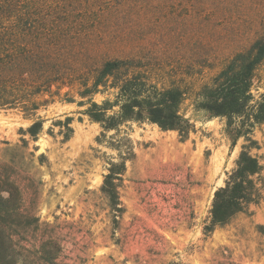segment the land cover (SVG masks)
I'll return each instance as SVG.
<instances>
[{"label":"rangeland","instance_id":"obj_1","mask_svg":"<svg viewBox=\"0 0 264 264\" xmlns=\"http://www.w3.org/2000/svg\"><path fill=\"white\" fill-rule=\"evenodd\" d=\"M15 2L18 11L34 17V33L17 38V54L2 60H59L78 69L66 70L67 85L50 90L42 83L47 70L37 75L39 93L29 106L34 117L0 107V161L17 162L24 170L29 180L23 181V205L60 241L57 263L264 264V124L251 135L250 153L261 167L253 177L258 195L227 224L213 227L214 192L248 142L240 137L230 149L233 135L226 133L225 119L196 112L190 96L225 60L261 38L264 0ZM116 59L173 68L189 94L181 105L193 125L188 138L147 121L127 123L117 137L112 131L102 135L99 124L84 115L87 105L77 106L87 98L68 83L70 74ZM251 93L254 100L264 93V60L254 72ZM106 99L112 91L93 96L97 103ZM66 117L72 118V132L64 142L55 122ZM34 120L43 126L32 140L23 132ZM126 135L134 155L125 162L112 205L101 191L108 163H119L108 142ZM123 144L127 152L129 144ZM20 253L19 264H33L35 258Z\"/></svg>","mask_w":264,"mask_h":264},{"label":"trees","instance_id":"obj_2","mask_svg":"<svg viewBox=\"0 0 264 264\" xmlns=\"http://www.w3.org/2000/svg\"><path fill=\"white\" fill-rule=\"evenodd\" d=\"M18 5L15 0H0V107H17L24 116L34 117L29 106L35 105L33 98L39 93L34 88L37 75L47 70L49 76L42 83L50 90L53 85H67L63 79L64 75L69 76L65 74L66 70L78 69L73 65L65 68L59 60L46 64L43 60H2L17 54V38L29 39L34 33V17L18 11ZM263 60L264 33L246 51L237 52L225 60L214 74L190 93L196 112L225 119V131L233 135L230 149L240 137L248 142L241 146L235 169L227 176L224 186L214 192L211 205L213 227L227 224L258 195L253 177L260 173L261 167L250 149L254 143L251 138L253 130L264 124V93L254 100L251 89L254 72ZM70 76L73 81L68 84L77 86L81 99L87 98L85 103L80 101L77 106L87 105L83 113L99 124L102 135L112 131L117 137L127 123L144 121L155 124L161 131H175L181 139L188 138L193 128L190 120L181 113V105L189 94L173 74V68L164 69L145 60H103L98 66ZM189 85L192 88L191 83ZM108 90L112 91V99L101 103L93 101V96ZM71 121L72 118L66 117L55 122L61 129L59 133L64 142L72 132ZM42 126L41 120H34L23 134L35 140ZM113 139L108 142V147L118 152L119 163H108V173L101 187L112 205L118 198L117 182L125 171V162L134 155L127 135L122 140ZM123 140L129 144L127 152L122 150ZM21 141L26 145L24 138ZM19 154L23 158V151ZM20 163L22 167L23 161ZM23 173L17 162L0 161V264H19L21 251L35 258L33 264H58L62 248L60 241L46 224L39 223L33 210L23 205V181L28 179Z\"/></svg>","mask_w":264,"mask_h":264}]
</instances>
